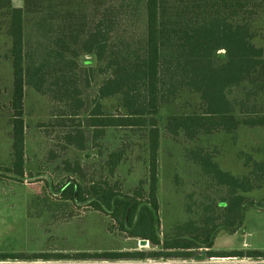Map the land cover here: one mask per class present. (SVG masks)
Returning a JSON list of instances; mask_svg holds the SVG:
<instances>
[{"label": "trees", "instance_id": "16d2710c", "mask_svg": "<svg viewBox=\"0 0 264 264\" xmlns=\"http://www.w3.org/2000/svg\"><path fill=\"white\" fill-rule=\"evenodd\" d=\"M263 13L264 0H21L19 5L0 0V19L10 39L4 57L12 75L11 163L6 171L18 181L25 175L26 87L63 104L50 125L65 128L59 131L65 149L99 146L96 141L108 128L144 133L147 179L131 193L118 179L110 180L126 157L118 148L105 155L98 150V162L93 163H81L76 153L64 158L60 163L66 177L53 192L109 215L128 236L158 247L10 251L0 252V261L177 259L207 264L201 261L209 257L264 259V249L212 248L216 234L236 231L250 208L264 210V198L246 195L264 184V159L246 154L251 169L237 176L220 169L213 152L199 145L191 149L202 173L222 187L221 202L200 203L199 225L190 219L160 234L157 197L160 109L185 93L198 94L208 109L237 102L231 95L235 88L246 90V95L264 93V49L253 42V26L264 21ZM82 55H93L95 64L88 59L82 66ZM90 76L101 77L91 99L94 106L83 123L66 129V118L72 120L87 106L88 96H81L79 84L89 86ZM109 97L116 98L117 106L105 113L101 100ZM240 126L264 127V113H171L164 131L173 140L182 135L191 141L203 134H234Z\"/></svg>", "mask_w": 264, "mask_h": 264}, {"label": "rangeland", "instance_id": "374dc122", "mask_svg": "<svg viewBox=\"0 0 264 264\" xmlns=\"http://www.w3.org/2000/svg\"><path fill=\"white\" fill-rule=\"evenodd\" d=\"M14 5L21 0H12ZM3 22V21H2ZM0 19V252H33L42 250H150L158 248L140 245L141 237H130L118 229L116 222L107 214L92 209L87 204H77L71 200L59 198L53 192L66 175L62 171V160L76 153L81 161L98 162L99 151L105 155L109 150L124 149L126 157L118 166L116 176L110 180H119L122 189L131 193L141 181L147 179V136L128 129L108 128L97 139V144L85 150L74 151L62 147L65 141L60 128L50 122L60 113L62 103L49 94H41L32 87H26L23 101L25 113V175L22 181L11 177L5 167L11 163V116L10 98L12 75L10 63L4 53L10 46V39L4 32ZM260 29V28H258ZM256 38L253 42L256 43ZM264 44V38L262 39ZM257 45V44H256ZM90 59L94 65L93 55H82L79 62ZM82 77V76H81ZM101 77L90 76L89 86L81 82V96L85 97L83 109L72 120L66 118V129L69 124L83 123L84 116L94 106L91 101L97 92ZM83 85V86H82ZM247 91L235 88L231 92L237 102L224 109H208L201 104L198 94L185 93L178 101L160 109L158 125L160 129L158 147V189L159 232L171 230L177 223L194 220L196 225L202 207L200 203L222 201V187L212 184L213 180L202 173L200 166L192 157L196 145L204 151L213 152L220 169L240 176L248 173L251 164L246 163V154L254 159H264V127L240 126L234 134L217 132L200 135L197 140H187L180 135L173 140L165 133L164 124L171 113H217L229 111L241 115L244 113H264V93L246 95ZM89 103V104H88ZM105 113H112L117 100L109 97L101 100ZM60 106V107H59ZM58 117V116H57ZM214 183V182H213ZM254 200L264 198V184L246 193ZM247 235L249 242L246 243ZM214 250L264 249V210L250 208L244 220L234 232L220 230L212 247ZM203 249V248H202ZM209 257L202 263L218 264ZM235 264H264V259L234 258ZM163 262L167 264H184L193 260L169 259L166 261L145 260H4L0 264H145Z\"/></svg>", "mask_w": 264, "mask_h": 264}, {"label": "crops", "instance_id": "0c3cea01", "mask_svg": "<svg viewBox=\"0 0 264 264\" xmlns=\"http://www.w3.org/2000/svg\"><path fill=\"white\" fill-rule=\"evenodd\" d=\"M253 28H255V32H256V35L254 38L257 39L255 44H257V46L263 47V49H264V44H262L263 43L262 39L264 38V21L259 20V21L255 22ZM258 28H260V29H258Z\"/></svg>", "mask_w": 264, "mask_h": 264}, {"label": "built area", "instance_id": "2783aa9c", "mask_svg": "<svg viewBox=\"0 0 264 264\" xmlns=\"http://www.w3.org/2000/svg\"><path fill=\"white\" fill-rule=\"evenodd\" d=\"M211 259L218 264H235V259L230 257H212Z\"/></svg>", "mask_w": 264, "mask_h": 264}, {"label": "water", "instance_id": "95a60500", "mask_svg": "<svg viewBox=\"0 0 264 264\" xmlns=\"http://www.w3.org/2000/svg\"><path fill=\"white\" fill-rule=\"evenodd\" d=\"M246 243H248L249 242V235H247V238H246V241H245ZM139 244L140 245H147L148 244V240L147 239H145V238H142V239H140L139 240Z\"/></svg>", "mask_w": 264, "mask_h": 264}]
</instances>
